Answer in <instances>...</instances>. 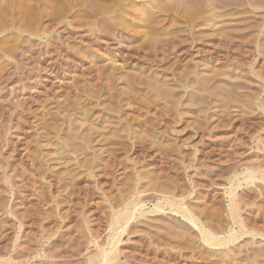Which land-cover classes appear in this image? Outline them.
Segmentation results:
<instances>
[{
  "label": "rangeland",
  "instance_id": "1",
  "mask_svg": "<svg viewBox=\"0 0 264 264\" xmlns=\"http://www.w3.org/2000/svg\"><path fill=\"white\" fill-rule=\"evenodd\" d=\"M78 1L0 0V264H264V0Z\"/></svg>",
  "mask_w": 264,
  "mask_h": 264
},
{
  "label": "bare ground",
  "instance_id": "2",
  "mask_svg": "<svg viewBox=\"0 0 264 264\" xmlns=\"http://www.w3.org/2000/svg\"><path fill=\"white\" fill-rule=\"evenodd\" d=\"M24 1V0H23ZM73 1H75V0H73ZM81 1V0H80ZM80 1H78V2H80ZM82 1H84V0H82ZM127 1V0H126ZM177 1H179L178 3H179V7H180V4L182 3V1H180V0H177ZM177 1H176V3H177ZM187 1H190V0H187ZM224 0H222V2H223ZM227 1V0H226ZM226 1H224V3L226 2ZM240 1V0H239ZM242 1V0H241ZM249 1V0H248ZM261 1V0H260ZM58 2V1H57ZM56 2V3H57ZM77 2V7H81V6H78V3ZM95 1H93V3H94ZM97 2H98V0H97ZM96 2V3H97ZM103 2V1H102ZM108 2V1H107ZM166 2V1H165ZM175 2V1H174ZM184 3H182L183 5L186 3L185 1H183ZM214 2V1H213ZM218 2V1H217ZM229 2V1H228ZM264 2V1H263ZM263 2H262V5H260V3H257V2H255V1H253V2H251V3H249L248 5H247V7L248 8H250V9H253V10H259V9H264V4H263ZM82 3V5H84L83 3L84 2H81ZM95 3V4H96ZM99 3H101V1L99 2ZM115 4H118L119 2H118V0H115V2H114ZM169 3H170V1H169ZM172 3V2H171ZM176 3H174V4H176ZM189 4L191 3V2H188ZM227 3V2H226ZM4 4V3H3ZM72 4V3H71ZM98 4V3H97ZM114 4V5H115ZM123 4V3H122ZM124 4H125V2H124ZM213 4V3H212ZM218 4H221V2L220 3H218ZM223 4V3H222ZM228 4V3H227ZM230 4V3H229ZM243 4V3H242ZM2 5V4H1ZM105 5V4H104ZM103 5V6H104ZM177 5V4H176ZM186 5H188V4H186ZM225 6H226V4H224ZM223 5V6H224ZM232 4H230V6H231ZM72 6V5H71ZM73 6H74V4H73ZM159 6V5H158ZM157 6V7H158ZM191 6V5H190ZM218 5H216V7H217ZM221 6L222 5H220V8H221ZM59 7V6H58ZM76 6H75V8H77ZM106 7V6H105ZM112 7V6H111ZM110 7V9L108 10L107 9V13L106 14H114V13H116V11L117 10H115V7H112L111 8ZM160 7V6H159ZM163 7V9H164V6H162ZM176 7V6H175ZM174 6H173V8H175ZM210 7H212V9H216V7H215V5H211L210 4ZM215 7V8H214ZM238 7V6H237ZM72 8V7H71ZM172 8V7H171ZM187 8V7H186ZM203 8V7H202ZM206 8V7H205ZM208 8H209V6H208ZM223 8V10H221ZM219 11H224V7H222ZM57 9V8H56ZM82 9V8H81ZM120 9V8H119ZM153 10L155 9V8H152ZM160 9V8H159ZM176 9V8H175ZM178 9V8H177ZM181 9H182V7H181ZM190 9V8H189ZM199 9V8H198ZM211 9V10H212ZM174 10V9H173ZM184 10H187V9H183V11ZM210 10V12L212 13V11H214V10H212L211 11ZM217 10V9H216ZM246 10V9H245ZM67 11V10H66ZM65 11V12H66ZM68 11H70V10H68ZM183 11H182V13H183ZM195 11V10H194ZM194 11H188L187 12V16H189L188 18H190V17H193L194 15H197L196 14V12H194ZM227 11V10H226ZM232 11V10H231ZM6 12L7 11H5V10H2V8H1V10H0V14H1V16H2V14H3V16H4V18H5V15H6ZM21 12V11H20ZM101 12H102V10H101ZM124 12L125 11H123L122 9L120 10V14H118V15H116L115 17H119V16H121V14H124ZM206 12V11H205ZM208 12V11H207ZM209 12V13H210ZM5 13V14H4ZM69 13V12H68ZM77 13V12H76ZM182 13H180V14H182ZM216 13V12H215ZM243 13H246V11L245 12H243ZM55 14V13H54ZM65 14H67V12L65 13ZM203 14V13H202ZM217 14V13H216ZM216 14H214V15H216ZM218 14H220L219 12H218ZM217 14V15H218ZM248 14V13H247ZM186 15H185V17H186ZM216 15V16H217ZM221 15V14H220ZM240 15H242V14H240ZM246 15V14H245ZM264 15V14H263ZM56 16V15H55ZM65 16V15H64ZM86 16H89V15H86ZM149 16V15H148ZM182 16H183V14H182ZM198 16V15H197ZM82 17V16H81ZM90 17V16H89ZM91 17H93V16H91ZM150 17V16H149ZM226 17V16H225ZM229 17V16H228ZM233 17V16H232ZM264 17V16H263ZM85 18H88V17H85ZM95 18V17H94ZM111 18V17H110ZM109 18V19H110ZM148 17L146 16V19H147ZM187 18V17H186ZM214 18H216V17H214ZM220 17H218V19H219ZM222 18V17H221ZM241 18H243V17H241ZM247 18V17H246ZM245 18V19H246ZM250 18V17H249ZM68 19V18H67ZM79 20H80V18H78ZM103 19V18H102ZM150 18H148L147 20H146V22L148 23V22H150V24H151V22H152V20L150 19ZM161 19V18H160ZM159 19V20H160ZM198 19V18H197ZM1 20V19H0ZM69 20V19H68ZM103 20H105V19H103ZM192 20V19H191ZM248 20V19H247ZM254 20V19H253ZM76 21V20H75ZM99 21V20H98ZM97 21V22H98ZM106 21V20H105ZM110 21H112V19L110 20ZM153 21H154V19H153ZM190 21V20H189ZM193 21V20H192ZM242 21H245V20H242ZM252 21V20H251ZM257 21V20H256ZM9 22V21H8ZM100 22V21H99ZM161 22V21H160ZM159 22V23H160ZM191 22V21H190ZM241 22V21H240ZM262 22V21H261ZM11 23V22H10ZM69 23H72V21L71 22H69ZM68 23V24H69ZM106 23H108V22H106ZM106 23L104 22V24L106 25ZM153 24L155 23V22H152ZM208 23H210V22H208ZM242 23V22H241ZM12 24V23H11ZM79 24H80V22H79ZM86 24H89V23H86ZM97 24V23H96ZM99 24V23H98ZM100 24H102V22H100ZM103 24V25H104ZM149 24V23H148ZM152 24V25H153ZM249 24H251L252 25V23H249ZM2 25H5V24H2ZM70 25V27H71V24H69ZM105 25H104V27H105ZM11 26V25H10ZM84 26H86V25H84ZM125 26V25H124ZM245 26V25H244ZM250 26V25H249ZM4 27V26H3ZM6 27V26H5ZM24 27V26H23ZM47 27V26H46ZM46 27H44V29L46 28ZM83 27V26H82ZM108 26H106V28H107ZM246 27H248V26H246ZM246 27H244V28H246ZM0 28H2V27H0ZM9 28V27H8ZM51 28V27H50ZM73 28V27H72ZM94 28V27H93ZM98 28V27H97ZM100 28V27H99ZM257 28V27H256ZM6 29V28H5ZM108 29V28H107ZM111 28H109V30H110ZM144 30H145V28H143ZM147 29V28H146ZM165 29V28H164ZM260 29H262V28H260ZM2 30V29H1ZM46 30H48V29H46ZM89 30V29H88ZM149 30V29H148ZM111 31V30H110ZM241 31V30H240ZM96 33H97V31H95ZM148 32V31H147ZM257 32V31H256ZM102 33V32H101ZM111 33V32H110ZM150 33V32H149ZM148 33V34H149ZM223 33V32H222ZM255 33V32H254ZM46 34H47V31H46ZM145 34H146V32H145ZM147 35V34H146ZM152 36H153V34H151ZM157 35V34H156ZM145 36V35H144ZM143 36V37H144ZM149 36V35H148ZM142 37V38H143ZM150 37V36H149ZM149 37H147L148 39H149ZM231 37L232 36H230V39H229V41L231 40ZM248 37V36H247ZM246 37V38H247ZM141 38V39H142ZM249 38V37H248ZM250 38H251V36H250ZM220 39V38H219ZM234 38H232V40H233ZM245 39V38H244ZM235 40V39H234ZM264 40V39H263ZM186 41V40H185ZM241 40H239V42H240ZM247 41V40H246ZM231 42H233V41H231ZM190 43V42H189ZM223 43V42H222ZM262 43H264V42H262ZM233 44H235V43H233ZM264 45V44H263ZM221 46V45H220ZM234 46V45H233ZM172 47V46H171ZM259 47H261V45L259 46ZM232 49V48H231ZM243 49V48H242ZM246 49V48H245ZM173 50V49H172ZM242 52V51H241ZM244 52V51H243ZM251 52V51H250ZM225 53V52H224ZM232 53V52H231ZM260 53H262L261 51H260ZM245 54V53H244ZM264 54V53H263ZM224 55V54H223ZM232 56V55H231ZM230 56V57H231ZM246 56V55H245ZM226 57V56H225ZM144 59H145V57H144ZM230 59V58H229ZM234 59H236V57H234ZM149 60V59H148ZM238 61H239V59H238ZM239 62H241V61H239ZM115 63V62H114ZM222 69H219V71L221 72V73H223L222 71H221ZM215 72H216V70H215ZM135 73V72H134ZM225 74V73H224ZM226 75V74H225ZM224 75V76H225ZM255 75V74H254ZM218 76V75H217ZM216 76V77H217ZM257 76H259V75H257ZM262 76V75H261ZM145 77V76H144ZM213 77V76H212ZM138 78H139V75H138ZM233 78V77H232ZM213 79H214V77H213ZM240 79H242V78H240ZM150 80V79H149ZM154 80V79H153ZM211 80V79H210ZM126 81V80H125ZM137 81V80H136ZM138 81H139V79H138ZM155 81V80H154ZM205 81V80H204ZM230 81H232V80H230ZM157 82V81H156ZM159 82V81H158ZM162 82V81H161ZM180 82H182L181 80H180ZM209 82V81H208ZM211 82V81H210ZM247 82H249V81H247ZM134 83H136V82H134ZM183 83V82H182ZM126 84H127V81H126ZM126 84H125V86H126ZM159 84H162V83H160L159 82ZM198 84V83H197ZM209 84V83H208ZM164 85H165V83H164ZM199 85V84H198ZM202 85V84H201ZM225 85H227V84H225ZM142 86V85H141ZM228 86V85H227ZM126 87H128V89H130L129 88V86H126ZM153 87V86H152ZM163 87V86H162ZM168 87V86H167ZM166 87V88H167ZM233 87V86H232ZM231 87V88H232ZM150 88V87H149ZM227 88H229V87H227ZM230 88V89H231ZM155 89V88H154ZM202 89V88H201ZM234 89V88H233ZM249 89V88H248ZM247 89V90H248ZM97 90V89H96ZM159 90H161V89H159ZM158 90V91H159ZM246 90V89H245ZM99 91V90H98ZM130 91H132L133 92V90H130ZM202 91V90H201ZM223 91V90H222ZM239 91H241V90H239ZM160 92V91H159ZM202 92H204V91H202ZM224 92V91H223ZM237 92V91H236ZM236 92H235V94H236ZM109 93V92H108ZM134 93V92H133ZM136 93V92H135ZM163 93V92H162ZM205 93V92H204ZM239 92H237V94H238ZM138 94H139V92H138ZM160 94V93H159ZM206 94V93H205ZM225 95L227 94V93H224ZM236 94V95H237ZM240 94V93H239ZM239 94H238V96H239ZM109 95V94H108ZM163 95V94H162ZM162 95H160V96H162ZM207 95V94H206ZM233 95H234V93H233ZM235 95V97H237ZM245 95V94H244ZM228 96H229V94H228ZM250 96V95H249ZM227 97V96H226ZM238 98V97H237ZM240 98V97H239ZM238 98V99H239ZM243 98V97H242ZM127 99H128V97H127ZM146 99V98H145ZM147 99H149V98H147ZM244 99H246V98H244ZM248 99V98H247ZM254 99V98H253ZM235 100H236V98H235ZM249 101H250V98L248 99ZM243 101V100H242ZM241 101V102H242ZM246 102H248V101H246ZM150 103V102H149ZM243 103V102H242ZM151 104V103H150ZM153 105V104H152ZM243 105H244V103H243ZM247 105V104H246ZM155 106V105H154ZM156 107V106H155ZM112 108V107H111ZM110 108V109H111ZM159 108V107H158ZM113 110V109H112ZM84 113V112H83ZM116 113V112H115ZM83 117V116H82ZM93 117V116H92ZM66 121V120H65ZM84 121V120H83ZM105 121V120H104ZM66 123V122H65ZM105 123V122H104ZM106 124H108V123H106ZM89 125V124H88ZM91 126V125H90ZM93 126V125H92ZM57 127H58V125H57ZM89 129V128H88ZM96 130H98V131H100L99 129H96ZM88 131V130H87ZM102 131V130H101ZM101 131H100V133H101ZM73 132V131H72ZM93 133V132H92ZM74 135V134H73ZM101 135V134H100ZM100 135H98V137L100 136ZM116 135V134H115ZM87 136V135H86ZM85 136V138H87L86 139V142H87V140H88V137H86ZM103 136V135H102ZM110 136H112L111 134H110ZM114 136V135H113ZM82 136L80 135V138H81ZM115 137H118V136H115ZM70 138H72V137H70ZM104 138V137H103ZM119 138V137H118ZM79 139V138H78ZM82 139V138H81ZM80 139V140H81ZM120 139V138H119ZM79 140V141H80ZM104 140V139H103ZM106 140V139H105ZM121 140V139H120ZM68 141H70V140H68ZM68 141H67V143H68ZM71 142V141H70ZM94 142V141H93ZM106 142V141H105ZM72 143V142H71ZM81 143V142H80ZM88 143V142H87ZM77 144V143H76ZM83 144V143H82ZM72 146H74L73 144H72ZM78 146V145H77ZM81 146V145H80ZM112 146V145H111ZM115 146V145H114ZM119 146V145H118ZM262 173H263V171H262ZM261 173V180H263L264 181V173L262 174ZM260 174V173H259ZM245 180H252V179H255L254 178V174L253 173H251V172H248V174L246 175V177L244 178ZM134 189V188H133ZM140 192V191H139ZM132 194V193H131ZM137 194H139L138 192H137ZM140 194H141V192H140ZM139 194V195H140ZM135 195V194H134ZM129 196V195H128ZM132 196V195H131ZM130 196V197H131ZM138 196V195H137ZM234 193L233 192H231L230 194H229V200H230V202L232 203L233 202V199H234ZM127 197V196H126ZM125 196H124V198H126ZM138 198V197H137ZM165 200V202H166V204L167 205H169V207H170V210L172 211V212H175V213H178V214H181V216L185 219V220H187L190 224H192L194 227H196L199 231H200V234H201V238H202V240H203V242L206 244V245H208V246H213V247H221V246H228L229 244H231V243H233L237 238L235 237V235H233V234H230V235H228V237L227 238H225V239H223V240H219L218 239V236H216L215 235V233H213L212 231H210L209 229H206V228H200L199 226H198V223H199V220L194 216V215H192V213L191 212H189V211H187V210H185V209H182L181 207H180V205L177 203V202H175L174 200H172V199H164ZM130 201V200H129ZM159 202V201H158ZM123 203H124V201H123ZM236 203V204H235ZM237 203H238V201L236 202H234L233 204H231V206L229 207V210H230V215H231V217H232V219L233 220H235L236 219V212H237V209H239L238 208V206L236 207V205H237ZM241 203V202H240ZM240 203H238V205L240 204ZM142 204H140L139 205V203H136L135 201H133V202H131V203H129V204H123V207H122V209L119 211V212H117L116 214H115V220L114 221H112V223H111V225H110V236H109V238H108V240H107V244H106V247H105V245H99V244H97V243H94V245H95V247H96V253H95V255L91 258V259H89L88 260V262H87V264H110L111 262H114L115 260H117V257L119 256H117V252H118V245H119V243L121 242V240H120V238H121V236H122V234L125 232V230H126V228H127V226H128V224H129V222L132 220V219H134V214L136 213V212H138L139 210H141L142 209V206H141ZM156 211H161V210H163V207H162V205L160 206V205H156L155 207H153ZM237 208V209H236ZM236 210V211H235ZM140 212V211H139ZM133 221V220H132ZM240 222V221H239ZM237 241V240H236ZM120 257V256H119ZM11 264V263H10Z\"/></svg>",
  "mask_w": 264,
  "mask_h": 264
}]
</instances>
